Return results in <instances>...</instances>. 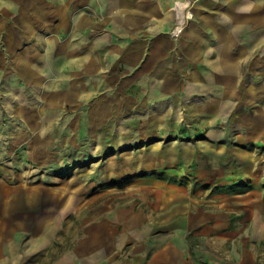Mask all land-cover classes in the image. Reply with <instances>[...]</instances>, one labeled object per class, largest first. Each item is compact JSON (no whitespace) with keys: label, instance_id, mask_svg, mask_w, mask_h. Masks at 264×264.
<instances>
[{"label":"rangeland","instance_id":"374dc122","mask_svg":"<svg viewBox=\"0 0 264 264\" xmlns=\"http://www.w3.org/2000/svg\"><path fill=\"white\" fill-rule=\"evenodd\" d=\"M26 3L0 0V264H146L198 235L221 264H264V113L247 129L100 127L85 82L24 29Z\"/></svg>","mask_w":264,"mask_h":264},{"label":"crops","instance_id":"0c3cea01","mask_svg":"<svg viewBox=\"0 0 264 264\" xmlns=\"http://www.w3.org/2000/svg\"><path fill=\"white\" fill-rule=\"evenodd\" d=\"M26 1L24 29L39 34L54 72L68 64L70 80L85 82L100 127L116 113L136 128L202 130L229 115L247 129L242 114L264 113V0H190L178 38L174 0ZM198 237L192 247L169 238L146 264H221Z\"/></svg>","mask_w":264,"mask_h":264},{"label":"built area","instance_id":"2783aa9c","mask_svg":"<svg viewBox=\"0 0 264 264\" xmlns=\"http://www.w3.org/2000/svg\"><path fill=\"white\" fill-rule=\"evenodd\" d=\"M192 3L190 0H174L172 3V11L174 14V23L169 30L171 38H178L186 28L189 19L192 16Z\"/></svg>","mask_w":264,"mask_h":264},{"label":"bare ground","instance_id":"6f19581e","mask_svg":"<svg viewBox=\"0 0 264 264\" xmlns=\"http://www.w3.org/2000/svg\"><path fill=\"white\" fill-rule=\"evenodd\" d=\"M19 242V240H16ZM1 243V242H0ZM32 260L29 257H24L22 260H20L19 264H31Z\"/></svg>","mask_w":264,"mask_h":264}]
</instances>
